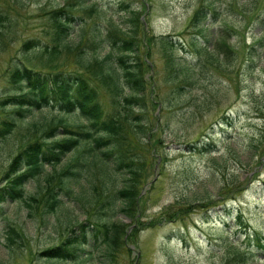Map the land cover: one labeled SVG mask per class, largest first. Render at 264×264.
<instances>
[{
    "label": "rangeland",
    "instance_id": "rangeland-1",
    "mask_svg": "<svg viewBox=\"0 0 264 264\" xmlns=\"http://www.w3.org/2000/svg\"><path fill=\"white\" fill-rule=\"evenodd\" d=\"M3 1L9 6L16 35L14 44H4L0 51V121L12 112L1 104L5 93L16 91L8 79L9 65L15 57L27 58L48 78L61 70H87L79 63L82 60L77 55L76 36L83 28L80 45L86 47L90 23L107 22L95 13H83L89 26L75 24L68 40L70 47H61L55 53L38 48L22 52L19 47L26 38L40 37L43 43L49 40L45 13L65 6L67 0H21L22 6L12 0ZM202 1L205 0L87 1L89 5L97 3L105 17H112L134 35L138 54L147 61L145 95L152 100L148 106L152 121L148 139L138 138L135 143L134 150L145 162L134 219L109 205L121 177L112 173V180L107 179L98 161L73 186L74 198L60 192L56 211L43 212L44 176L66 167L80 154L81 146L67 153L54 168L45 165L40 178L27 183L26 194L35 197L31 215L21 200L1 205L0 264H99L104 247L100 237L95 239L89 229L82 236L80 230V224L90 226L93 221L119 224L114 264H264V251L254 244L248 249L241 247L242 233L233 219L235 213L241 212L246 229H255L264 236V56H256L264 53V0H207L219 11L217 19L207 23L211 41L229 29L228 43L233 54L226 58L216 55L212 44L209 50L218 58L203 66L209 78L190 85L182 81V76L169 79L167 53L159 37L170 36L177 42L175 56L197 65L190 53L192 40L199 33L190 27L189 20ZM124 5L129 8L122 10ZM133 9L139 16L134 30L128 22V10ZM196 44L205 46V40ZM206 57L204 53L201 60ZM181 84L183 90L179 89ZM98 100L105 110L117 106L108 104L110 96L104 91ZM59 116L51 108L35 110L0 138V185L9 160L32 138L49 136L47 128ZM68 119L75 124L85 122L74 114ZM59 132L62 135L63 131ZM206 142L214 148L203 150ZM189 144L197 147H188ZM170 213L174 215L169 217ZM154 221L157 223L152 224ZM8 224L19 231L10 245L4 238ZM73 237H78L82 249L78 259L53 263L46 258L43 252L47 248ZM245 252L248 257L245 255L243 261L235 259Z\"/></svg>",
    "mask_w": 264,
    "mask_h": 264
},
{
    "label": "trees",
    "instance_id": "trees-1",
    "mask_svg": "<svg viewBox=\"0 0 264 264\" xmlns=\"http://www.w3.org/2000/svg\"><path fill=\"white\" fill-rule=\"evenodd\" d=\"M12 1L16 6H22L21 0ZM87 1L67 0L65 6L47 11L45 14L48 15L49 30H45L49 40L43 43L40 37H30L24 39L19 47L22 52L38 48L44 49L47 53H55L61 47H70L68 40L75 24L78 22L80 26L86 25L83 13L88 15L95 13L107 22L90 23L87 48L80 45L83 40V28L76 36L75 43V47L78 48L77 55L82 60L79 63L87 70H61L53 72L52 78H48L44 71L31 66L27 58L15 57L9 65L8 79L16 91L5 93L7 96L1 104L3 107L9 106L12 112L9 118L0 121V138L9 134L17 125V121L30 116L35 110L51 108L60 116L57 120H52L51 125L48 126L49 136L32 138L9 160L7 170L2 175L4 182L0 185V210L4 202L21 200L31 215L35 197L26 194L27 183L40 178L45 172V165L54 168L67 153L84 146L80 154L75 156L66 167L44 176L46 197L43 199L45 202L43 212L52 214L56 211L60 206L58 198L60 192L74 198L73 186L78 184L80 178L86 176L85 172L87 173L88 169L98 161L102 164L107 179L112 180L114 175L121 177L120 186L113 190L109 205L118 208L117 211L126 218L134 219L132 213L141 194L145 162L134 150L135 143L138 142V138L148 139L149 124L152 121L148 108L152 100H148L145 95L147 83L144 71L147 61L138 54L135 36L123 30L120 23L115 22L112 17H105L97 3L89 5ZM128 8L124 5L122 10ZM218 12L212 1L205 0L189 20L190 27L199 33L197 40H192V53L186 50L195 60L197 64L195 66L188 62L187 58L180 59L175 56L173 53L177 43L175 40L168 35H160V42L167 53L165 64L167 63L170 71L169 79L182 76V81L193 85L198 80L209 78L203 66L205 62L218 58L209 50L212 44L216 55L226 58L233 54L228 43L229 29H224V36L220 35L213 43L209 36L207 23L217 19ZM128 15V22L132 24L134 30L139 22L138 12L134 9L128 10ZM14 35L16 32L12 27L9 6L5 1L0 0V51L4 49V44H14ZM204 40L205 46L196 44ZM262 43V40L258 41V44L262 45ZM250 48L255 49L253 45ZM204 53L207 57L201 60ZM263 54L256 56L263 57ZM183 88V84L179 85V89L183 90ZM101 91L110 96L108 104H117L115 109L103 108L98 100ZM73 114L82 118L84 124L69 121L68 116ZM221 118L226 119V116L221 115ZM59 130L63 131L62 135ZM205 144L206 146L203 147L205 151L214 148L211 142ZM188 147L197 146L189 144ZM173 215L174 213H170L169 217ZM236 217L240 225H243L241 214H237ZM155 223L157 221L152 224ZM120 224L125 228L124 223L120 222ZM118 226L119 224L115 222L108 225L97 221H93V225L90 226L85 223L80 224L82 236H86L89 229L92 236L95 239L100 237V243L104 245L102 261L99 264H114L113 255L118 242L116 234ZM18 235L19 231L13 225L6 226L4 238L8 242L7 245L15 242ZM251 235L246 237L247 245L254 241L264 250V236L257 231H253ZM74 242L78 245V237L69 238L59 245L49 247L43 253L53 263L73 262L79 258L82 250L80 245H73ZM236 256L235 259L241 261L245 258L243 255Z\"/></svg>",
    "mask_w": 264,
    "mask_h": 264
}]
</instances>
